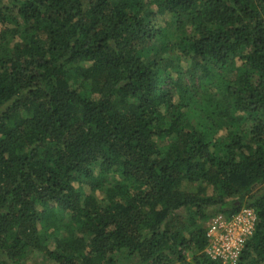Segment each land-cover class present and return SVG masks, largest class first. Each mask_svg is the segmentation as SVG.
<instances>
[{
  "label": "trees",
  "instance_id": "obj_1",
  "mask_svg": "<svg viewBox=\"0 0 264 264\" xmlns=\"http://www.w3.org/2000/svg\"><path fill=\"white\" fill-rule=\"evenodd\" d=\"M243 208L264 264V0H0V264H221Z\"/></svg>",
  "mask_w": 264,
  "mask_h": 264
},
{
  "label": "built area",
  "instance_id": "obj_2",
  "mask_svg": "<svg viewBox=\"0 0 264 264\" xmlns=\"http://www.w3.org/2000/svg\"><path fill=\"white\" fill-rule=\"evenodd\" d=\"M255 223L256 214L248 208L230 218L214 216L206 227V256L221 264H237L246 241L254 232Z\"/></svg>",
  "mask_w": 264,
  "mask_h": 264
},
{
  "label": "rangeland",
  "instance_id": "obj_3",
  "mask_svg": "<svg viewBox=\"0 0 264 264\" xmlns=\"http://www.w3.org/2000/svg\"><path fill=\"white\" fill-rule=\"evenodd\" d=\"M180 66L183 68V70H185L187 68V63L184 60L180 61ZM185 189L192 190V188H187L185 187ZM206 192L207 194H210V188L207 187L206 188ZM207 227V224H206ZM27 264H51L50 262H48L41 253H34L32 254V256L30 255L29 259L27 260ZM122 264H139L136 260V258H130L128 260H124L122 261Z\"/></svg>",
  "mask_w": 264,
  "mask_h": 264
}]
</instances>
